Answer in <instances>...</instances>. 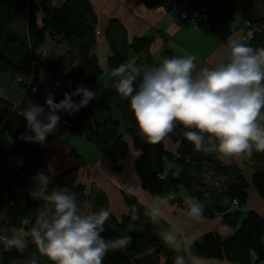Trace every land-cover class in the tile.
I'll list each match as a JSON object with an SVG mask.
<instances>
[{
	"label": "trees",
	"instance_id": "trees-1",
	"mask_svg": "<svg viewBox=\"0 0 264 264\" xmlns=\"http://www.w3.org/2000/svg\"><path fill=\"white\" fill-rule=\"evenodd\" d=\"M140 1L148 9L170 11L174 7L172 0ZM239 1L242 3V22L256 29L248 45L264 48V0H192L193 13L202 14L209 31L226 42L235 31ZM40 12L43 14L41 25L38 23ZM23 18L26 25L19 30L17 24ZM97 25L98 18L89 0H67L60 7H55L52 0H39V3L34 0H0V73L13 80L24 77L31 71L32 62L41 65L40 51L48 37L58 45L65 44L67 52L49 66V72L53 80L73 76L77 86L73 89L55 88L54 102L59 103L65 93L74 92L81 85L96 92V98L75 112L74 117H69L66 112L57 113L62 125L93 144L114 164L129 154L130 145L125 138H130L133 149L139 153L134 169L143 191L154 198H168L182 188L188 198L194 197L205 203L202 218L219 215L224 225L235 230V234L227 239L216 234L205 235L201 242L191 244L189 252L192 256L237 264L262 263L264 219L249 212L242 221V209L249 201V183L243 171L235 165L222 164L219 153L197 151L185 138L180 126L166 138L178 144L175 153L166 150L165 140L158 144L148 143L139 131L129 98L116 90L119 77L111 75L109 90L104 85V72L94 54ZM106 38L112 51L108 60L110 74L120 64L131 63V55L137 57L136 66L156 65L149 54L150 40L141 37L129 42L127 31L119 21L109 23ZM164 56L173 57L167 51ZM35 82L40 91L39 69ZM23 87H26L25 83ZM80 99V96L73 97L77 103ZM43 105L48 110L45 102ZM122 127L124 131H121ZM22 134L34 135L15 107L0 99V213L4 215L0 221V264H27L34 255L39 264H52L38 252L30 233L38 212L45 207L44 201L29 196L37 173L43 171L50 175L49 190L58 186L76 193L81 210L88 203L91 212L108 209V198L95 189L88 194L86 188L77 182L76 168L53 176L48 164L55 157L54 151L45 143L24 141ZM69 156L77 161L81 159L75 150ZM244 162L253 171V188L264 200V152L254 150L250 159L244 157ZM116 170L121 171V168L116 167ZM122 195L128 212L119 219L110 213L102 236L108 240L131 236L132 243L127 248L109 251L103 264H160L161 259H165L166 264H176L178 255L188 259L184 247L173 249L164 245L157 226L160 220L153 221L148 208L135 197L124 192ZM234 201L238 202L237 208L233 206ZM183 202L181 198L176 200L181 207ZM130 224L134 225L131 231ZM12 230H24L28 234L25 248L2 243V237L13 236ZM252 254L256 255L255 262Z\"/></svg>",
	"mask_w": 264,
	"mask_h": 264
},
{
	"label": "clouds",
	"instance_id": "clouds-1",
	"mask_svg": "<svg viewBox=\"0 0 264 264\" xmlns=\"http://www.w3.org/2000/svg\"><path fill=\"white\" fill-rule=\"evenodd\" d=\"M195 60L194 56H173L155 66L125 62L112 69L111 75L119 77L116 90L129 98L140 133L148 143L158 144L181 125L188 129L184 136L197 151L249 159L254 150L264 152V48L232 39L226 63L197 70ZM75 96L81 97L78 103ZM95 98L96 92L81 85L65 93L59 103L49 94L46 114L44 106L31 102L26 109L18 108L17 114L34 133L22 134L21 139L43 145L57 129L61 119L57 113L72 115ZM33 180L36 183L29 196L44 201L45 207L38 212L30 233L38 252L52 264H103L109 251L132 243L131 236L113 240L102 236L110 217L108 209L82 212L76 193L58 186L49 190L50 175L42 171ZM186 203L193 218L202 216L204 202L189 197ZM148 215L158 221L162 215L159 204H154ZM133 228L130 224L129 230ZM3 239L9 246H25L16 236ZM162 239L176 249L184 242L175 227L164 232ZM27 264H39L38 258L34 255ZM176 264H185L184 257L178 255Z\"/></svg>",
	"mask_w": 264,
	"mask_h": 264
},
{
	"label": "crops",
	"instance_id": "crops-1",
	"mask_svg": "<svg viewBox=\"0 0 264 264\" xmlns=\"http://www.w3.org/2000/svg\"><path fill=\"white\" fill-rule=\"evenodd\" d=\"M34 1L39 3V0ZM66 1L52 0V4L55 7H60ZM89 2L98 18L94 54L97 57L99 67L104 72L103 82L106 88V84L110 85L111 74L108 60L112 56V51L106 38V31L112 20H117L124 26L129 42L134 38L141 37H147L150 40L149 54L156 65L165 58L164 53L167 51L173 56H194L197 70L204 67L212 68L218 63L227 62V45L230 40L238 39L244 42L242 39L243 28L247 24H244L241 17H239L242 11L241 1L236 5V14L239 11V15L238 18L236 16L234 23V34L226 42H222L215 37L204 23L195 28L192 24L180 18L183 12L193 14L192 0H179L177 5L170 11H166L164 8L148 9L140 0H89ZM42 18L43 14L40 12L38 14L39 25H41ZM25 25L26 19L23 18L19 20L17 29L22 30ZM244 43L248 44L247 42ZM67 50L68 48L65 44L58 45L48 37L40 51V93L38 95L27 94L20 86L14 84V80L10 76L0 73V99L7 101L14 107L19 104V109H26L29 102L44 106L43 102H45V98L49 94H53L55 98L57 90L54 87L49 66L64 55ZM136 61L137 57L131 55V63L135 65ZM106 74L109 75L107 81L104 80ZM107 89L109 90V88ZM47 112L48 110L45 109V114ZM68 116L74 117L75 113ZM177 126L181 127L183 133L188 131L181 125ZM74 135L60 121L56 131L47 136L45 144L55 154L54 159L48 164V169L49 171L51 169L50 173L53 176H57L69 169H78V184L83 185L88 194H92L93 189L104 193L108 198V209L117 219L128 212L123 200V192L135 197L148 209L154 204H159L162 215L157 226L160 229L161 238L164 232L171 230L173 227L180 230L181 238L184 241L181 247L185 248L188 256V259L184 260L185 264H237L227 260L199 259L190 254L189 248L191 244L201 242L205 235L216 234L222 239H227L235 234V230L224 225L222 217L219 215L214 218H193L189 211L184 210L176 203L179 198L184 201L188 200V195L182 188L179 189L173 199L154 198L143 191L134 169L139 153L133 149L130 138H125L130 145L129 154L125 159L114 164L107 157L102 156L99 151L98 154H95L92 146L83 144L80 138H74ZM72 139L75 141H71ZM68 142H71V144ZM73 142L75 144L81 143L86 150L83 151L78 145L75 147L72 144ZM164 143L168 152L175 153L177 151L178 144H174L170 139H165ZM72 150H75L81 156L80 160L77 161L70 158L69 155ZM88 151L92 152L90 157L86 155ZM219 160L224 165L237 166L243 171L245 176L247 174L253 175V171L246 166L244 157L237 158L221 155ZM116 167H120L121 171L116 170ZM179 193L182 195L180 196ZM248 193L249 201L247 206L242 209V221L245 220L249 212H255L264 219V200L253 186L249 185ZM81 211L85 213L91 212L89 203ZM3 218L4 215L0 213V221ZM12 234L23 241L24 248L28 245V234L24 230H12ZM162 241L166 247L176 249L163 239ZM252 259L255 262V254H252ZM160 264H166L165 259H161ZM260 264H264V261Z\"/></svg>",
	"mask_w": 264,
	"mask_h": 264
},
{
	"label": "built area",
	"instance_id": "built-area-1",
	"mask_svg": "<svg viewBox=\"0 0 264 264\" xmlns=\"http://www.w3.org/2000/svg\"><path fill=\"white\" fill-rule=\"evenodd\" d=\"M172 1L174 2V7H175L179 0H172ZM180 18L192 24L195 28H198L200 24L203 23L202 14H197V13L189 14L187 12H183L181 13ZM255 32H256V29L247 24V26L243 28V37H242L243 41L248 42L249 40H251ZM39 67L40 66L37 62H32V67H31V71L29 72V74H27L24 77H18L14 80L17 83V85L20 86L23 89V91L27 94L38 95L40 92L39 87L37 86L35 82V74L38 72ZM23 83L26 84V87H23ZM53 84L56 89H62V88L73 89L77 86V81L75 77L73 76H65L62 79L53 80ZM18 108H19V104L15 106V110L17 113H18ZM186 201L182 203V208L186 211H189ZM233 206L234 208H237L238 202L234 201ZM1 240H2V243L7 244L4 241L3 237Z\"/></svg>",
	"mask_w": 264,
	"mask_h": 264
},
{
	"label": "rangeland",
	"instance_id": "rangeland-1",
	"mask_svg": "<svg viewBox=\"0 0 264 264\" xmlns=\"http://www.w3.org/2000/svg\"><path fill=\"white\" fill-rule=\"evenodd\" d=\"M238 7H239V5H238ZM240 8V7H239ZM242 14V13H241ZM241 14H240V16L239 17H241ZM238 15H239V11L237 12V14H236V16H237V18H238ZM108 76L109 75H105V77H104V80L105 81H107V79H108ZM14 84L15 85H17V83L14 81ZM106 86H107V88H109V86L106 84ZM121 131H124V127H122V129H121ZM75 134V133H74ZM74 138H80V140H81V142L83 143V144H89L90 146H92L93 147V149L95 150V154H98V150H97V148L92 144H90L88 141H86L83 137H79L78 135H74ZM71 141H75L74 139H72ZM68 143H70L71 144V142H68ZM75 147H77L76 145H78V147L79 148H82L83 149V151H85L86 150V148H85V146H83L81 143H77V144H75V142H73L72 143ZM86 155L88 156V157H90V155H92V152L90 151H88V152H86ZM246 179H247V181H248V183H249V185L250 186H252V176L250 175V174H247L246 176ZM179 195L181 196L182 194L181 193H179Z\"/></svg>",
	"mask_w": 264,
	"mask_h": 264
}]
</instances>
